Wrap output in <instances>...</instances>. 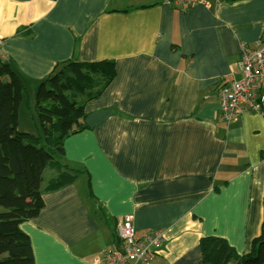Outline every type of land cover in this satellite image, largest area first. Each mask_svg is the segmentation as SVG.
I'll return each instance as SVG.
<instances>
[{
    "label": "crops",
    "instance_id": "1",
    "mask_svg": "<svg viewBox=\"0 0 264 264\" xmlns=\"http://www.w3.org/2000/svg\"><path fill=\"white\" fill-rule=\"evenodd\" d=\"M205 2L0 0V62L28 103L56 64L116 63L115 79L85 107L86 116L110 114L64 140V165L83 173L44 194L38 216L20 225L34 264H93L113 249L124 216L137 235L163 234L150 264H198L204 237L250 250L264 221V118L226 126L218 87L240 78L242 46L264 40V0Z\"/></svg>",
    "mask_w": 264,
    "mask_h": 264
},
{
    "label": "trees",
    "instance_id": "2",
    "mask_svg": "<svg viewBox=\"0 0 264 264\" xmlns=\"http://www.w3.org/2000/svg\"><path fill=\"white\" fill-rule=\"evenodd\" d=\"M115 77L112 59L56 64L36 88L34 111L41 136L34 137L18 129L25 86L9 65L0 62V264H34L30 238L20 225L38 216L44 194L73 184L83 173L64 165V140L88 130L87 103L99 98ZM25 103L27 108V98ZM88 187L94 199L90 181ZM113 242L108 252L118 249L116 229ZM199 248L198 264H264V221L246 253L238 254L218 237L201 238Z\"/></svg>",
    "mask_w": 264,
    "mask_h": 264
},
{
    "label": "built area",
    "instance_id": "3",
    "mask_svg": "<svg viewBox=\"0 0 264 264\" xmlns=\"http://www.w3.org/2000/svg\"><path fill=\"white\" fill-rule=\"evenodd\" d=\"M165 1L182 10L199 5L209 7L205 0ZM240 68V78L222 84L218 90V119L226 126L245 114L264 118V40L253 47L242 46ZM115 229L118 249L95 257L93 264H150L162 248L163 234L147 231L137 235L131 216L120 218Z\"/></svg>",
    "mask_w": 264,
    "mask_h": 264
},
{
    "label": "rangeland",
    "instance_id": "4",
    "mask_svg": "<svg viewBox=\"0 0 264 264\" xmlns=\"http://www.w3.org/2000/svg\"><path fill=\"white\" fill-rule=\"evenodd\" d=\"M28 95H30V92L28 93ZM24 100H26V96L24 97ZM34 103H35V95L34 97L31 96V102H29V106L27 108H24L23 106H21V111H20L21 125H19V129L20 130L29 129V133L33 135L34 137H37V136H41V131L38 127V123L36 120V114L34 111Z\"/></svg>",
    "mask_w": 264,
    "mask_h": 264
},
{
    "label": "water",
    "instance_id": "5",
    "mask_svg": "<svg viewBox=\"0 0 264 264\" xmlns=\"http://www.w3.org/2000/svg\"><path fill=\"white\" fill-rule=\"evenodd\" d=\"M230 1H238V0H230ZM109 114L110 111H100L93 113L85 118L84 124L88 129H92L96 125L101 123Z\"/></svg>",
    "mask_w": 264,
    "mask_h": 264
},
{
    "label": "clouds",
    "instance_id": "6",
    "mask_svg": "<svg viewBox=\"0 0 264 264\" xmlns=\"http://www.w3.org/2000/svg\"><path fill=\"white\" fill-rule=\"evenodd\" d=\"M170 1H172V0H170Z\"/></svg>",
    "mask_w": 264,
    "mask_h": 264
}]
</instances>
